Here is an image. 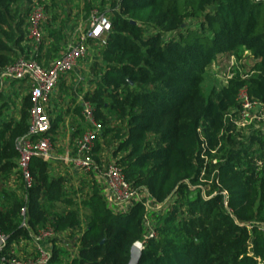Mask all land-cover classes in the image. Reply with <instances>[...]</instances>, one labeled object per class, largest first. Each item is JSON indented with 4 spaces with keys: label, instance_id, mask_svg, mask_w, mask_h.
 <instances>
[{
    "label": "trees",
    "instance_id": "obj_1",
    "mask_svg": "<svg viewBox=\"0 0 264 264\" xmlns=\"http://www.w3.org/2000/svg\"><path fill=\"white\" fill-rule=\"evenodd\" d=\"M32 1L0 0V76L25 50L23 12ZM99 1L111 31L84 96L103 127L94 157L108 161L102 156L111 150L133 189L170 203L154 216L157 238L147 241L140 264H264V132L245 133L227 121L243 89L264 103V1ZM245 51L255 62L251 73L207 94L206 69L221 55ZM5 96L0 92V118L10 107ZM31 108L26 95L20 119L0 123V230L11 243L27 238L20 215L27 206L30 228L82 235L69 264H129L146 233L142 204L115 214L91 176L76 188L40 158L30 164L32 188L26 192L18 177L22 194L12 191Z\"/></svg>",
    "mask_w": 264,
    "mask_h": 264
},
{
    "label": "built area",
    "instance_id": "obj_2",
    "mask_svg": "<svg viewBox=\"0 0 264 264\" xmlns=\"http://www.w3.org/2000/svg\"><path fill=\"white\" fill-rule=\"evenodd\" d=\"M44 4L40 0H33L30 6L26 4L30 11L25 19V25L28 38L34 46V55L29 57L21 55L0 76V92L5 88L9 90L15 81H23L29 89L28 95L32 102L29 130L18 142L20 158L11 185L16 184V179L21 177L26 192L32 188L33 176L29 168L34 158L48 162L50 167L58 162L65 164L68 168L72 167V172L76 171L77 176H91L100 187L101 195L109 209L115 214H127L136 204H142L146 208L144 220L146 233L143 240L134 244L143 251L147 241L157 238L154 216L163 215L170 203L157 202L146 189H133L113 158L100 162L95 159V144L103 127L95 119L94 108L85 100L84 94L79 97L78 103L82 107L85 131L76 140V155L66 157L55 155L50 137L53 124L48 109L61 79L71 73L78 74L87 67L92 45H96L99 51L106 45L107 36L111 31V18L107 13L93 11L86 27L80 29L68 47L63 48L56 58L46 64L36 59L39 52L44 49L45 43L43 27L47 21V12ZM232 56L234 58V55ZM234 77V74L229 75L225 83ZM238 103L240 107L229 114L227 121L233 123L237 129L264 132V103L251 99L247 89L240 91ZM75 181L78 182L77 179ZM23 196L27 203V193ZM27 213L28 208L25 206L20 215L23 219L21 227L28 232L27 238H19L11 243L10 236L0 230V264H51L55 250L59 247L73 252V259L78 257L81 234H73L71 231L60 233L49 226L32 229L27 224ZM262 229L264 231V227Z\"/></svg>",
    "mask_w": 264,
    "mask_h": 264
},
{
    "label": "rangeland",
    "instance_id": "obj_3",
    "mask_svg": "<svg viewBox=\"0 0 264 264\" xmlns=\"http://www.w3.org/2000/svg\"><path fill=\"white\" fill-rule=\"evenodd\" d=\"M89 1L91 2V9H89L88 11L86 10L85 0H58V5L56 7L52 6L51 8L48 7L47 4H44L46 6L45 8L47 12V21L43 27L45 43L44 49H42V55L44 59L43 61L45 63L49 60L45 59L46 56L50 57V60L47 62L49 64L51 60L56 58L63 51V48L68 47V45L74 40L76 35L79 34L80 29L86 27L93 11L101 10L99 0ZM25 13L26 15H24L23 12L24 23L29 12L25 11ZM22 30L24 32L22 48H25V50L20 52V55L26 56L30 53V56L34 55V46H32V43L28 38L27 27L25 24L22 26ZM98 52V47L96 45H92L88 57L89 62L87 63V67L78 74H69V78H65V80L62 81L61 84H59L58 89H60L61 87L65 90L64 94L66 96L65 100L67 104L76 105L75 103H78L77 100L79 99V97L83 94L85 95V93L90 90V86L92 85V77L90 70L94 61L99 59ZM254 65V59L248 51L242 52L240 53V56H234V58L231 54L219 56L218 59L206 69L204 75L203 85L206 89L207 94H210L214 89H219L225 86V82L231 74L246 76L247 74L251 73L252 69L254 68ZM70 80L71 82L67 85L66 83H68V81ZM28 90L29 89L26 83L23 81H15L9 90L5 88V100L8 101L10 107L6 111L7 113L5 112L4 116L0 118V123L3 121H8L11 118H15L16 121H18L17 119H20L19 112L21 110L22 98L28 95ZM78 107L79 105H77V109ZM81 114L82 111L79 112L77 116L80 120H83L84 123V118L83 116L81 118ZM252 132L253 130L251 129L245 130V133L251 134ZM53 149L55 155L65 157L70 156L67 155L69 149L66 148V146L53 145ZM102 157L105 158V160H110L112 158V151H105ZM63 165V169L66 172L73 170L72 167L66 168V165ZM52 171H54V169ZM56 171L57 170L53 172L55 176L58 174L55 173ZM78 177V182L80 185V179L82 177L84 178L85 176L80 175ZM87 177L89 178V176ZM89 181H91L90 178ZM11 189L12 191L16 192V194L21 195V192L19 191L18 187H16V184L11 185ZM84 214L85 212L82 208V215ZM72 248L73 247H71V250ZM56 251L59 252V254L57 255L58 258H56V261L52 262L51 264H69V262L73 260L74 253L71 251L64 250V247H59L58 250H55V252Z\"/></svg>",
    "mask_w": 264,
    "mask_h": 264
},
{
    "label": "crops",
    "instance_id": "obj_4",
    "mask_svg": "<svg viewBox=\"0 0 264 264\" xmlns=\"http://www.w3.org/2000/svg\"><path fill=\"white\" fill-rule=\"evenodd\" d=\"M65 78L68 79L69 76ZM65 78H63L61 82L64 81ZM70 82L71 80L68 81V83L66 84L68 85ZM64 93H65V90L60 87V89L57 90L54 97L51 99V102L49 105V109H48L49 116L51 118L53 126L56 125V127L51 131L50 137L52 138L53 145L66 146V148L69 149L67 152V155L75 156L76 155L75 143H76V140L84 134L85 126H84L83 120H80L77 116L78 115L77 105H79V103H75L76 105L67 104L65 100L66 96ZM77 101L79 102V100ZM81 118H82V114H81ZM65 131H66V134H65ZM63 167L64 165L58 162L57 164H54V166L51 168H53L54 171L57 170L55 172V173H58L56 176L58 175L59 176H66V175L70 176V178L73 180L74 186L78 188L79 182L75 181L76 179L77 181L79 179V177L77 176V173L74 171L72 172V170H70L69 172H66L63 169ZM66 168L68 167L66 166Z\"/></svg>",
    "mask_w": 264,
    "mask_h": 264
},
{
    "label": "water",
    "instance_id": "obj_5",
    "mask_svg": "<svg viewBox=\"0 0 264 264\" xmlns=\"http://www.w3.org/2000/svg\"><path fill=\"white\" fill-rule=\"evenodd\" d=\"M141 257L142 251H140L137 247L133 246L131 250V258L129 264H140Z\"/></svg>",
    "mask_w": 264,
    "mask_h": 264
}]
</instances>
